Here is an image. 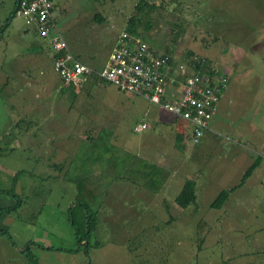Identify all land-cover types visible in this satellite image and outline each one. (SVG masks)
Returning a JSON list of instances; mask_svg holds the SVG:
<instances>
[{
    "label": "rangeland",
    "instance_id": "rangeland-1",
    "mask_svg": "<svg viewBox=\"0 0 264 264\" xmlns=\"http://www.w3.org/2000/svg\"><path fill=\"white\" fill-rule=\"evenodd\" d=\"M137 1L55 0L56 6L51 13L55 17L60 11V5L66 6L63 22L70 28V33L75 32V35L83 37V41L87 39L90 47L94 45L93 48L102 53L100 49L104 44L97 45V41L94 38L92 40L87 22L90 11L93 8L99 9L96 5L104 2L101 8L110 11L117 19L116 24H112L113 31L120 34V13L124 17ZM146 1L154 3L156 7L150 12L151 26L142 30V25H138L137 31L149 47L155 48L158 54L167 48L173 50V58L180 66L187 53L192 51L193 55L209 58L216 69L226 70L229 83L226 96L223 97L226 111L224 116L232 126L233 133L241 131L244 136L249 135L258 143L254 147L256 149L252 148L249 160L250 164L259 161L250 181L245 184H250L249 187L241 185V191L229 198L231 213L222 215L224 221L221 223L209 221V215H212V219L219 216L215 210L208 208L214 197L202 198L199 191L196 213L182 215L181 210L171 208L170 214L175 219L168 223L170 214L160 215L158 208L147 214L142 213L143 210L137 208V204H133V208L126 204L131 200L127 199L131 194L126 190H115L114 185L119 187L120 183L112 182L115 176L104 170L109 168L113 160L103 156V159L97 160L100 165L97 169L104 174L96 175L98 181L101 179L107 182L106 188L110 195L104 198L103 205L100 206L101 195L90 205L95 226L89 247H77L69 219L70 207L74 205L72 179L83 170L89 171L91 163L86 158L80 160V157L85 152L91 156L94 145L78 141V135H75L76 141L71 137L64 146L67 148L73 145L77 150H74V156L69 160H64L66 153L63 148L59 150L55 163H65L62 171L69 166L65 170L67 174L58 181L59 178H52L56 172L55 167L45 160H39L44 159L39 158L43 152L39 144H33L30 148L23 145V138H32L36 143L37 136L34 133L24 134L23 127L27 124L15 122L17 125L12 129V120L23 117L22 113L28 109L35 110L38 100L34 99L39 93L37 87L28 88L21 84L26 74H21L22 65L17 57L24 59L25 54L31 52L26 40L18 36V32L25 28L24 19L16 13L13 22L8 25L12 17V0H0V209L9 207V199L12 205L19 199L18 206L5 220L8 228L2 222L5 213L0 215V228H4L0 232H6L11 238L0 239V264H264V0ZM75 18L79 22L74 23ZM5 19L9 21L6 23ZM106 24V33L100 29L97 36L101 34L102 42L105 43L103 36L107 34L105 41L108 44L113 32L110 29L111 22ZM6 26L9 27L2 33ZM36 39L40 41L39 37ZM29 68L32 73L35 71L32 64ZM182 69L185 71V67ZM53 104L52 101L39 106L51 109ZM127 111L134 112L132 114L136 116L131 106ZM14 135H18L19 144L17 148L9 149L7 141ZM99 135L104 142L114 135L122 146H129V141H132L126 139V134L121 131L115 134L110 128H104ZM166 144L163 143L164 146ZM187 144L192 145L191 142ZM98 149H102V146L97 149L94 147L96 155ZM191 153L187 150L185 155L193 161ZM217 156L210 152L202 158H220ZM140 158L145 159L144 155ZM170 159L171 163L177 161L179 172H183L178 158ZM217 167L222 172H228L229 166L226 164ZM186 169L194 171L193 165ZM140 179L144 180V176ZM240 180L234 182L237 184L234 187L239 185ZM197 182L200 184V180ZM134 200L138 203L140 199L134 196ZM126 206L130 212H126ZM191 209V206L187 208L188 211ZM231 215L232 220H229L228 216ZM199 220L204 224H199ZM202 236L204 241L200 252H197L199 238ZM37 245L50 246L52 249L40 252L36 249Z\"/></svg>",
    "mask_w": 264,
    "mask_h": 264
},
{
    "label": "crops",
    "instance_id": "crops-1",
    "mask_svg": "<svg viewBox=\"0 0 264 264\" xmlns=\"http://www.w3.org/2000/svg\"><path fill=\"white\" fill-rule=\"evenodd\" d=\"M135 4L136 3H133L131 5L129 12L126 13L124 17L123 13H120L122 16L119 21H122L120 33L125 31L124 28L126 21L133 13ZM102 5H104V2H100L96 5L99 9L93 8V10L90 11L87 21L88 25H90V31L92 32V40L94 38L97 41V45L99 43L104 44L101 45L102 48L100 49L102 53L96 51V49L93 48L94 45L90 47L87 39L83 41L81 40L83 37L75 35V32L73 34L70 33V28L66 26V22H63V19L66 17L64 13L67 10L66 6L60 5L58 15L55 17L53 16L54 30L64 37L72 56L94 72L99 71L107 63L116 38L119 35L118 32L114 33L112 25L116 24L117 19L113 17L114 15H111L110 11L106 12L105 8H101ZM76 18L79 19V17ZM76 18L74 19L76 20L74 23L79 22ZM12 22L13 19L8 22V25ZM108 22H111L110 29H112L113 34L111 35L110 42L107 44L105 41L107 34L103 36V41L105 42L103 43L102 36H100L101 34L97 36V32L101 29L106 33V23ZM8 27L9 26H6L2 33H4ZM18 33L19 38L26 40V45L31 51L30 53L25 54L24 59L22 57H17L22 65L20 68L21 74H26V77L23 78L24 81L22 79L21 84L28 88H31L32 86L38 88L36 91L39 94L34 101L38 100L39 104H36L35 110L28 109L22 113L23 117L30 115L29 117L25 119L23 117H18L17 119L12 120L11 127L13 129V127H16V123L19 122L26 123L27 125L23 127L24 134L29 133L30 135H33L34 133L37 136L35 138L36 143L32 141V138H23L22 143L25 146H29V148L33 144H39V148L43 151L39 154V158L44 157V159L39 160H45V162L56 169L52 178L58 179L57 167L59 162L55 163V161L57 160L59 150L63 148L66 153L64 160L73 158L74 150H77L73 145L68 146L67 148L64 146L65 143L68 144L71 137L76 141L75 135H78V141L90 143L91 137L101 134L104 128L112 129V132L115 134L121 131L126 134V139H132V141L127 140L131 143L129 146L128 144L122 146L121 143L118 144L115 136H112V144L114 146L118 144L116 147L120 149V152L128 153L131 156H136L138 158L144 155L145 159H140L145 163V167L147 166V169L145 170L150 171V168H152V170L156 169L158 172L162 173L163 181L160 187L152 184L150 185L149 178H156V175L152 174H147V177H145V180H148V185L145 186L137 183V180H139L142 173L135 174L136 176L132 175L131 178L128 177L129 179L126 177L121 178L117 176V174H113L115 176L113 177V181L110 179L112 182L120 183L119 187L114 185L115 190L120 189L130 192L131 195L127 197V199L131 198V200L126 204L131 208H133V204H137L136 207L143 210L141 211L142 213L148 214L151 212L150 210H154V208L159 209V212L161 213L160 215H169L172 213L171 208L181 210L180 213L182 215L195 213L193 209L188 211L187 209L178 207L174 203V198L180 191L186 178H191L195 181L197 199L198 191L201 193L202 198L212 197L213 199V197L215 198L222 190H229L232 187L234 188V186L237 185L234 184V182L239 181L246 169L251 165L249 160L253 153L252 148L257 146L258 143L249 135L244 136L241 131L233 133L232 126L224 116L226 111L223 107V101L225 100H223V97L225 98L226 96L227 88L220 98L216 114H214L209 123V130L206 131L204 136L195 145L191 141V129L189 125L177 121L161 107L150 104L142 98L120 91L116 87L103 82L99 78H94L93 75L82 83V89L79 92H76L70 87L62 86L60 79L51 69L52 52L46 42L42 39H40L41 42L36 39L38 35L33 27L25 25V28ZM150 48L155 53H158L155 48L151 46ZM166 51H169L172 55L173 50L167 48L163 52ZM31 64L35 69L33 73L29 68ZM182 66L183 64L180 66V63L174 61L173 66H171L172 69L170 67L166 69L167 73L165 74V79L169 75L167 80L172 81L167 87L166 93L168 95H171L175 89H181L179 77L182 74L180 72ZM187 72H190L188 68ZM52 101L54 104L51 106V109H45L39 106L41 103L48 104ZM129 106L132 107V111H136V116L132 114L134 112L128 113L127 110ZM138 124H144L146 128L142 131L136 132L134 127ZM219 134H221V136ZM59 135H61V137ZM218 136H220V138ZM243 139H247V141L244 142ZM165 142L167 143L166 146L163 145ZM185 142L186 144H184ZM187 142H191L192 145L188 146ZM7 143L9 149L17 148L19 144L18 135L8 139ZM51 146H54V148ZM101 146L102 145L100 144L99 147ZM102 148H104V146H102ZM187 150L192 152L191 156H194L193 161H190L185 155ZM210 152L211 155H218L220 158H213L211 160L208 158H202L203 155H209ZM199 156H201V158ZM171 157L178 158L182 164L183 172H179L177 161L171 163ZM132 161H134V159H132ZM219 164H226L229 166L228 172H222V170L218 169L217 166H219ZM192 165L194 171L186 169ZM148 166H150V168ZM219 170L224 175H222ZM251 175L246 179L242 186L250 181L249 179H251ZM198 180H200V184L197 182ZM231 181H233L232 184H230ZM262 184L264 185V180L262 181ZM249 185L250 184L245 185V188H248ZM242 186L231 192L229 198H232L236 192L241 191V188H243ZM262 188L264 190V186H262ZM109 195L110 192H108L106 198ZM134 196L140 199L137 201L138 203H135L136 200H134ZM167 198L168 200H166ZM229 198L223 204L221 209L215 210L217 213L222 215L225 213H231V207L228 206ZM7 205L9 207L14 206V204H11V199H9ZM165 208H167V210H164ZM127 210L126 212L131 211L129 207H127ZM144 210L149 211L145 212ZM209 210L213 211L210 208ZM7 216H9V213H5L4 221L1 220L5 228H8L5 221ZM209 216L211 217L212 215ZM225 216L227 217V214ZM170 217H172L171 214L168 218ZM232 217L233 215L228 216L229 220H232ZM174 219H168L167 222H173ZM221 221H224V218L217 220L216 223H221ZM228 226L231 227V225ZM0 229L2 230L4 228L1 227ZM6 237L8 240L11 239L6 234H0V239ZM48 248H50V246H36V249H39L40 252L51 251Z\"/></svg>",
    "mask_w": 264,
    "mask_h": 264
},
{
    "label": "built area",
    "instance_id": "built-area-1",
    "mask_svg": "<svg viewBox=\"0 0 264 264\" xmlns=\"http://www.w3.org/2000/svg\"><path fill=\"white\" fill-rule=\"evenodd\" d=\"M55 0H23L19 14L24 24L33 27L40 37L46 39L54 53L60 56L52 61V68L63 80L64 85L72 84L78 88L90 70L80 62H72L67 52L66 42L61 34L52 30V7ZM70 61L72 62L70 64ZM167 56L155 53L140 37L120 33L112 48L111 55L98 78L120 91L146 100L148 103L161 107L165 112L188 122L191 129V141L196 143L207 129L213 112L219 103L220 89L218 84L225 86V80L219 77L199 78L193 72L181 67V89H175L168 95L167 87L171 80H165ZM219 79V81H218ZM165 81V82H164ZM145 125H138L137 130Z\"/></svg>",
    "mask_w": 264,
    "mask_h": 264
},
{
    "label": "trees",
    "instance_id": "trees-1",
    "mask_svg": "<svg viewBox=\"0 0 264 264\" xmlns=\"http://www.w3.org/2000/svg\"><path fill=\"white\" fill-rule=\"evenodd\" d=\"M22 1L23 0H21V2ZM15 2L13 4H15ZM21 2L19 3L18 11L20 9ZM54 6H55V4L53 5L52 9L54 8ZM155 8L156 7L154 6V4L148 3V1H146V0H138L134 6L133 13L131 14V16L126 21V25L124 28L125 32H127L129 35H132V36H139L138 35L139 33L137 31L139 29L138 25H142V26H140V27H142V30L149 29L151 26L150 24L152 22L150 12H152ZM7 21H8V19L5 22L7 23ZM51 21L53 24V16L51 18ZM54 27L55 26L53 24V28H52L53 31H55ZM36 34H37V32H36ZM37 35L40 39H42V40H44V42H46V44L48 45L49 49L52 52L51 65L50 66H51V69L53 70L52 61L54 59L58 58L60 56L59 53H61V52L54 53V51L52 50L48 41L46 39L40 37L39 34H37ZM63 39H64V37H63ZM215 40H217V38H215ZM64 41H65V39H64ZM66 46H67V43H66ZM67 52L71 55L72 62H79L72 56L71 52L68 49V46H67ZM163 54L167 56V64H166L167 68L166 69H168V67H170L172 69L171 66H173L174 61H175L173 56L170 54L169 51L163 52ZM72 62L70 61V64ZM81 64H83V63H81ZM182 64L185 66L186 69L188 68L190 70V73L193 72V74H196L200 79L201 78H207L208 79V78L213 77L215 79V81H217L216 77L217 78L219 77V79L223 78L225 80V86L223 87L222 85H220V83L218 84L220 92L217 95H219L218 98L220 101V98H221L222 94L224 93V91L226 90L227 85L229 83L228 82V76L225 73L226 70L221 71L219 69H216L215 67H213L214 66L213 62L209 58L193 55L192 51H189L187 53V57H186L184 63H182ZM87 68L90 70V73L85 76V80L82 83H84L92 75L94 78L98 79V73L103 69V68H101L99 71L94 72L89 67H87ZM166 73H167V71L164 72V75ZM55 74L60 79L62 86L70 87L73 90H75L76 92H79L82 89L81 86L76 88L72 84L64 85L63 80L60 78V76L57 73H55ZM168 78H169V75L167 76V78L165 80L167 81ZM219 79H218V81H219ZM209 83H210V80H209ZM216 83L217 82L210 83L209 87H213L212 85H214ZM218 105H219V103L217 104L216 109L214 110L212 117L214 116V114H216L217 109H218ZM173 117L177 121H181L183 123H186V125H189L188 122H185L181 118H179L177 116H173ZM209 123H208L207 129L203 130L201 138L204 136L206 131L209 130ZM138 125H142V124H138ZM138 125H136L134 127V130L136 132L143 130V129L137 130L136 128ZM145 128H146V126H145ZM123 134H125V133H123ZM124 137H125V135H124ZM199 140L193 144L196 145L199 142ZM90 144H92V146L94 145V147L96 149L99 147L100 144L102 146H104V148L98 149V153L96 155L94 153L95 152L94 147H92L91 149H93V150H92L91 156L88 154V152H85V153H83V157L82 156L80 157V160H82L83 158L88 159L89 163H91V164L89 165V171L83 170V172L81 171V174L79 172V175H77L75 178L72 179L73 180L72 184H73V188H74V205L72 207H70V210H69L70 211L69 212V219H70L71 225L74 229V236H75V240L77 243V247L83 246L85 249L89 247V240L91 237L92 230L94 229V226H95L94 216L90 214L92 210H89L90 209L89 207L92 204V202L93 203L96 202V198L98 200V195H101L100 206L103 205L104 204L103 200L106 197V195L108 194V191L106 188L107 182H103L101 179L99 181L97 180L98 175H96V173L97 174H104L102 170L97 169V166H100L97 162L98 159H103V156H104L105 159L113 160V161H111V163H110L111 165H109V168L104 169L108 173H110V175L117 174V176H119L121 178H124V177L131 178L132 175L136 176L135 174L142 173V175L144 176V180H142V181H141V179L137 180V183L139 185H142V186L148 185V183H147L148 180L147 179L145 180L146 174L156 175L155 179L149 178L150 185L152 184L154 186L160 187L162 185V181H163L162 173L158 172L156 169L152 170V168H150V166H148L150 168V171H146L145 169H147V166L145 167V163L142 162V160L140 158H138L136 156H131L128 153L120 152V149L112 144L111 139L109 141L107 140L106 142H104L102 140L101 135H97V136L91 137ZM96 156H98V158ZM132 159H134V161H132ZM118 160L120 162L117 164ZM63 164H65V163H63ZM63 164H60L57 167L58 178H59L58 181L60 180V178L64 177L65 174H67V172L65 170L67 169V167L69 165L66 167L65 170L62 171ZM96 164H98V165H96ZM258 165H259V161L257 160V162L252 163L246 169V171L244 172V174L240 180V183L237 187H240L246 181V179L252 174L253 170ZM91 166H93V167L95 166V168L92 169ZM90 171H91V173L93 172V174L89 173ZM147 172H149V173H147ZM237 187L231 188L229 190H222L221 192H219L217 194V196L214 198V200L209 204V208L212 210L221 209L223 204L229 198V194L231 192H233ZM8 192H10V191H8ZM10 194H12V192H10ZM18 200L19 199L17 198L16 203L14 204L13 207L0 209V215H2L4 213H10L12 210H14L19 204ZM174 203L182 209H187L188 207L191 206L192 209L194 210V212L196 213L197 197H196V192H195V181H193V179L186 178V180L184 181L180 191L178 192V194L174 198ZM209 218H210L209 221L212 220L213 223H216L217 220L222 219V214H219L218 217H215L213 219H212V217H209ZM173 219H174L173 217H170L169 220H173ZM171 222L172 221H169L168 223H171ZM199 224H204V223L201 220ZM199 224H198V226H200ZM0 234H6V233H4V231H3V232H0ZM199 240H200V243L198 244L197 252H200V250H201V245L204 241V236L200 237ZM48 249L51 250L52 248H48ZM60 250H62V249H60Z\"/></svg>",
    "mask_w": 264,
    "mask_h": 264
},
{
    "label": "flooded vegetation",
    "instance_id": "flooded-vegetation-1",
    "mask_svg": "<svg viewBox=\"0 0 264 264\" xmlns=\"http://www.w3.org/2000/svg\"><path fill=\"white\" fill-rule=\"evenodd\" d=\"M16 1V2H15ZM15 2V4H13ZM21 2V0H19V3ZM12 8H11V11L13 12L14 10H15V8H16V11H15V13H14V15L16 14V13H19V11H18V7H19V4H18V6H17V0H12V6H11ZM5 21H6V19H5ZM4 21V22H5ZM9 21V20H8ZM7 21V22H8Z\"/></svg>",
    "mask_w": 264,
    "mask_h": 264
},
{
    "label": "water",
    "instance_id": "water-1",
    "mask_svg": "<svg viewBox=\"0 0 264 264\" xmlns=\"http://www.w3.org/2000/svg\"><path fill=\"white\" fill-rule=\"evenodd\" d=\"M18 4H19V0H17V6H18ZM15 11H16V8H15V10L12 12V17H11V20L13 19V16H14V13H15Z\"/></svg>",
    "mask_w": 264,
    "mask_h": 264
}]
</instances>
